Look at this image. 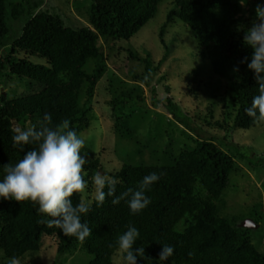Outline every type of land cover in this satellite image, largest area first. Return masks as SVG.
<instances>
[{
	"label": "trees",
	"instance_id": "trees-1",
	"mask_svg": "<svg viewBox=\"0 0 264 264\" xmlns=\"http://www.w3.org/2000/svg\"><path fill=\"white\" fill-rule=\"evenodd\" d=\"M84 1H77L83 3L77 9L84 21L74 26L58 12L44 9L45 0H0V181L4 165H14L36 147L25 145L23 152L13 147L14 127L27 128L42 121L47 112L53 124L68 119L79 135L89 128L91 102L108 68L100 40L111 41V56L115 41H129L137 35L166 0H91L88 5ZM243 4L241 0H171L172 7L159 33L166 53L164 35L174 18L195 33L199 55L208 59L213 73L227 82L222 101L234 119L231 126L226 119L224 125L215 124L226 132L228 128L249 129L256 125L245 109L258 94V85L254 72L240 63L244 57L249 62L251 59L253 50L244 44L243 36L254 13L250 10L247 17ZM14 21L24 22L20 32L13 30ZM127 54L129 59L144 64L147 76L131 71L133 77L152 88L166 55L156 62L146 50L144 55L130 50ZM32 58L44 59L46 63ZM90 60L96 62L91 71L87 68ZM237 67L238 72L234 71ZM4 73L36 82L40 90L12 96L3 85ZM166 100L168 112L183 124L173 114L177 105L172 97ZM122 101L111 103L116 106ZM81 153L87 154L89 162L84 170L91 181L104 167L93 150L84 147ZM238 171L236 158L212 138L201 139L194 149L180 152L172 165L124 164L118 171L109 172L119 181L117 195L135 188L149 173H164L146 192L151 204L133 215L125 200L113 204L114 197H107L98 205L94 198L91 211L82 216V222L92 229L84 241L41 223L50 217L38 213V204L0 197V249L6 258L16 256L22 260L26 254L41 250L45 236H53L59 255H72L80 249L92 257L88 264H114L119 251L117 237L131 223L140 233L134 247L143 246L149 258L138 257L137 264H163L159 258L163 244L174 247L173 256L166 260L171 264H264V253L252 241V229L244 227L239 216L222 214L227 208L223 193L232 174ZM81 198V193L74 194L73 204ZM252 218L260 224L264 214L257 213ZM1 264L8 263L3 260Z\"/></svg>",
	"mask_w": 264,
	"mask_h": 264
},
{
	"label": "rangeland",
	"instance_id": "rangeland-1",
	"mask_svg": "<svg viewBox=\"0 0 264 264\" xmlns=\"http://www.w3.org/2000/svg\"><path fill=\"white\" fill-rule=\"evenodd\" d=\"M77 1L45 0L43 8L63 15L68 24L79 26L84 18L77 7L81 8L83 3ZM246 2L243 13L247 17H250V10L254 13V19L249 22L251 27L256 18V5L264 4V0ZM90 3L91 0L84 1V5ZM171 7V0L162 2L156 15L137 35L129 41H115L112 49H116L111 56V41L100 40L107 55L108 68L100 78L91 102V124L80 135L85 139V147L99 156L104 167L100 172L106 175L118 171L124 164L172 165L180 152L194 149L201 139H214L236 158L239 166L223 193L227 208L222 214L239 216L243 223L248 218L253 219L254 214H264V122L249 129L228 128L227 132L217 129V122L224 125L226 119L231 126L234 119L222 101L227 82L213 73L209 60L199 55L200 46L195 33L177 18L165 31L166 53L159 33ZM23 24V21H14L13 30L20 32ZM129 50L141 55L146 50L156 62L166 55L161 70L153 78L155 91L151 84L147 85L131 74L134 71L147 77L144 64L129 59ZM32 59L46 63L44 59ZM95 65L96 62L90 60L88 70ZM2 82L12 96L40 90L38 83L15 75L7 77L6 73L2 75ZM167 97H172L177 105L173 114L183 124L168 112ZM119 100L122 103L116 106L111 103ZM230 113L231 117L227 119ZM85 179L87 187L81 194L85 202L91 204L95 198V185L86 175ZM251 238L257 249L264 253V220L259 228L252 229ZM123 257L119 250L114 256V264H125ZM91 259L80 249L72 255H59L57 239L45 236L41 250L34 255L26 254L20 264H88ZM3 260L9 261L0 249V264ZM163 264L171 263L164 261Z\"/></svg>",
	"mask_w": 264,
	"mask_h": 264
},
{
	"label": "clouds",
	"instance_id": "clouds-1",
	"mask_svg": "<svg viewBox=\"0 0 264 264\" xmlns=\"http://www.w3.org/2000/svg\"><path fill=\"white\" fill-rule=\"evenodd\" d=\"M245 3V0H241ZM256 18L243 36V42L252 51L249 62L244 57L240 63L254 72L258 85V94L252 98L251 105L245 109L253 123L264 122V4L257 3ZM239 71V68H234ZM13 147L24 151L25 145L34 144L14 165L3 166V180L0 181V197L15 201H32L38 204V213L50 217L40 221L48 227H57L65 236L84 241L91 235L92 229L82 216L91 211V204L83 198L73 204L72 197L83 193L87 187L84 166L89 162L87 154H82L85 139L70 126L68 119L53 124L52 116L45 113L42 121L27 128L19 126L12 129ZM164 173L152 172L145 175L135 188L117 195L119 181L110 175L96 172L92 181L95 185V200L102 205L107 197H114L113 204L125 200L133 215L140 213L151 204L146 192L158 182ZM107 188V191H105ZM127 231L117 237L118 249L124 254L125 264H137L138 257L148 260L143 246L134 247L140 233L131 223L125 226ZM174 254V247L163 244L159 253L160 261H166ZM8 264H20L13 256Z\"/></svg>",
	"mask_w": 264,
	"mask_h": 264
},
{
	"label": "water",
	"instance_id": "water-1",
	"mask_svg": "<svg viewBox=\"0 0 264 264\" xmlns=\"http://www.w3.org/2000/svg\"><path fill=\"white\" fill-rule=\"evenodd\" d=\"M242 225L249 229H256L260 227V224L251 218L244 220Z\"/></svg>",
	"mask_w": 264,
	"mask_h": 264
}]
</instances>
